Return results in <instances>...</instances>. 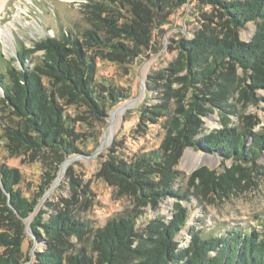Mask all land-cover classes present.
Returning a JSON list of instances; mask_svg holds the SVG:
<instances>
[{"label":"trees","instance_id":"16d2710c","mask_svg":"<svg viewBox=\"0 0 264 264\" xmlns=\"http://www.w3.org/2000/svg\"><path fill=\"white\" fill-rule=\"evenodd\" d=\"M188 1L194 3L199 25L192 37L173 41L177 55L165 68L147 75L145 93L150 100L137 108L132 125L144 130L158 124L164 131L161 142L129 159L110 146L98 171L133 208L102 226L92 224L80 215L84 203H76L79 195L90 200L89 191L69 167L71 197L45 203V209L36 212L58 166L86 146L77 127L95 120L97 137L109 110L128 96L95 77L94 58L130 68L142 48L155 45L157 26L168 23ZM204 7L207 11L201 12ZM85 8L90 26L17 48L16 56L0 66L6 146L50 160L45 183L32 197L17 187L20 171L0 165V264H264V214L254 216V227H193L185 246L176 240L190 218L182 204L188 191L176 186L183 178L178 164L185 148L217 153L233 162L222 172L201 166L189 175V184L203 195L227 194L238 187L243 164L254 167L264 153V128L252 131L257 122L233 128L223 116L221 127L206 132L202 119L214 109L220 115L230 110L229 100L236 93L259 101L254 90L264 88V0H95ZM248 23L255 30L244 41L239 33ZM36 52L40 54L31 59ZM132 126L118 138L131 137L127 134ZM168 198L174 199L170 217L144 215L141 208L157 209ZM36 242L40 250L32 249Z\"/></svg>","mask_w":264,"mask_h":264},{"label":"rangeland","instance_id":"374dc122","mask_svg":"<svg viewBox=\"0 0 264 264\" xmlns=\"http://www.w3.org/2000/svg\"><path fill=\"white\" fill-rule=\"evenodd\" d=\"M92 1L95 0H5L4 6L0 9V28L4 31V34L0 35V66L4 64L5 59L15 54L17 48H29L40 38L57 36L60 32L68 30L77 33V30L82 31L90 26L84 19L83 12L86 9L85 5ZM206 9L208 8L204 7L200 11H207ZM119 13L127 14L123 10ZM196 15L197 19L194 17ZM168 20V23L163 26L158 25L155 29V45L142 48L140 58L133 59L130 68L124 66L127 64L117 63L109 58L101 56L94 58L95 77H102L109 81L123 95L128 96L109 110L108 117L97 137L95 120H89L90 124L83 123L77 127V130L82 133L80 138L86 146H80L81 154L66 158L58 166L56 178L39 198L36 212L39 209H45V203H59V198L71 197V178L67 174L69 167L73 169L71 174L89 191L87 197L90 200H85L82 195H79L76 203H84L81 205L80 215L92 224L102 226L109 218L133 208L134 204L126 196L117 195L116 189L101 178L98 171L110 146L117 148L123 157L129 159L142 151L156 148L163 138L164 131L158 124H149L146 125L147 128L144 127V130H135L132 126L136 120L135 112L141 104L150 100L145 93L147 75L165 68L176 57L177 51L173 41L182 37H192V31L199 25L200 17L194 3L188 1L171 14ZM254 30L255 25L248 23L240 31L239 37L248 41ZM102 33L105 32L102 31ZM113 39L125 41L117 37ZM6 42L9 44L7 45ZM39 54L40 52H36L30 57L33 59ZM32 62L31 60L28 65L31 66ZM238 73L240 74L239 70ZM254 94L260 98L258 102L239 98L236 93L229 100L231 107L228 109L230 110L220 115L218 110L214 109L204 116L202 119L205 131L209 132L221 127V121L225 119L223 116L227 117L225 121L228 127L236 128L255 121L257 123L253 125L252 131H262L264 88L255 89ZM0 98H2L1 89ZM110 120H113L111 131L108 130ZM3 122L5 118L0 112V165L16 167L21 173L17 187L23 194L32 197L38 191L37 186L45 183L44 173L48 169L49 157L42 160L41 157L32 158L28 154H23L21 150L10 151L6 146V138L1 128ZM130 126L133 130L125 134L131 137L118 138ZM197 159L199 162L196 164ZM232 164V160L224 159L217 153H206L191 148L183 150L178 164L183 178L177 182L176 186L188 191V199L183 200L182 204L190 211V218L176 235L179 245H186L190 228L207 227L210 230H217L220 227L224 229L233 226L254 227L256 226L254 216L264 214V153L258 157L254 167L243 164L245 171L238 187H231V191L227 194L206 192L203 195L188 182L189 175L201 166L222 172L224 168L231 167ZM195 183L198 184V181L195 180ZM173 201V198H168L159 202L157 209H151L149 206L141 209L148 219L158 214L170 217ZM44 216L48 217L47 214ZM26 233L31 235L29 229ZM41 248V243L36 242L32 249L40 250ZM23 264H30V262Z\"/></svg>","mask_w":264,"mask_h":264},{"label":"bare ground","instance_id":"6f19581e","mask_svg":"<svg viewBox=\"0 0 264 264\" xmlns=\"http://www.w3.org/2000/svg\"><path fill=\"white\" fill-rule=\"evenodd\" d=\"M4 3H5V0H0V9L4 6ZM4 34V31H3V29L2 28H0V35H3ZM7 43V45L9 44V42H6ZM117 112V111H116ZM112 127H113V120H110V122H109V125H108V130L109 131H111V129H112ZM107 138V135L105 136V139ZM104 139V140H105ZM199 162V160L197 159L196 160V164Z\"/></svg>","mask_w":264,"mask_h":264},{"label":"water","instance_id":"95a60500","mask_svg":"<svg viewBox=\"0 0 264 264\" xmlns=\"http://www.w3.org/2000/svg\"><path fill=\"white\" fill-rule=\"evenodd\" d=\"M15 56H16V52H15V54H14ZM1 89V88H0ZM1 92H2V90H1ZM3 93V92H2Z\"/></svg>","mask_w":264,"mask_h":264}]
</instances>
